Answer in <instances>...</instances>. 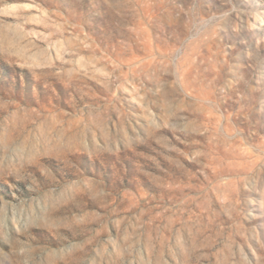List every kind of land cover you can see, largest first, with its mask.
I'll list each match as a JSON object with an SVG mask.
<instances>
[{
    "label": "rangeland",
    "instance_id": "obj_1",
    "mask_svg": "<svg viewBox=\"0 0 264 264\" xmlns=\"http://www.w3.org/2000/svg\"><path fill=\"white\" fill-rule=\"evenodd\" d=\"M264 0H0V264H264Z\"/></svg>",
    "mask_w": 264,
    "mask_h": 264
},
{
    "label": "bare ground",
    "instance_id": "obj_2",
    "mask_svg": "<svg viewBox=\"0 0 264 264\" xmlns=\"http://www.w3.org/2000/svg\"><path fill=\"white\" fill-rule=\"evenodd\" d=\"M262 22H264V19L262 20Z\"/></svg>",
    "mask_w": 264,
    "mask_h": 264
}]
</instances>
